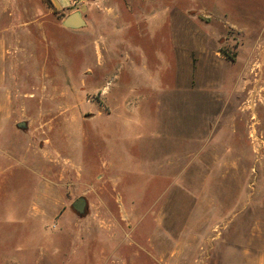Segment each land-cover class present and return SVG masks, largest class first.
Returning <instances> with one entry per match:
<instances>
[{
  "label": "rangeland",
  "instance_id": "rangeland-1",
  "mask_svg": "<svg viewBox=\"0 0 264 264\" xmlns=\"http://www.w3.org/2000/svg\"><path fill=\"white\" fill-rule=\"evenodd\" d=\"M0 38V264H264V0H0Z\"/></svg>",
  "mask_w": 264,
  "mask_h": 264
},
{
  "label": "water",
  "instance_id": "water-1",
  "mask_svg": "<svg viewBox=\"0 0 264 264\" xmlns=\"http://www.w3.org/2000/svg\"><path fill=\"white\" fill-rule=\"evenodd\" d=\"M85 21L79 11L69 14L63 21L62 26L67 29H80L84 27ZM18 128H24L25 124L23 122L17 125ZM72 209L80 216H83L86 212V200L83 197L77 198L72 203Z\"/></svg>",
  "mask_w": 264,
  "mask_h": 264
},
{
  "label": "crops",
  "instance_id": "crops-1",
  "mask_svg": "<svg viewBox=\"0 0 264 264\" xmlns=\"http://www.w3.org/2000/svg\"><path fill=\"white\" fill-rule=\"evenodd\" d=\"M57 3H59L60 5H65V4H70V0H56ZM166 1H196V0H166ZM3 50V40L2 38H0V57L1 56V51ZM2 80V76L0 75V83ZM261 263H264V255L260 258Z\"/></svg>",
  "mask_w": 264,
  "mask_h": 264
},
{
  "label": "built area",
  "instance_id": "built-area-1",
  "mask_svg": "<svg viewBox=\"0 0 264 264\" xmlns=\"http://www.w3.org/2000/svg\"><path fill=\"white\" fill-rule=\"evenodd\" d=\"M252 133H253V134H252ZM253 135H255V137H254ZM249 137L252 138L253 141H255V142H257V141L260 140V139L256 136V134H254V132H252V131L250 132ZM255 154H258V151H256Z\"/></svg>",
  "mask_w": 264,
  "mask_h": 264
}]
</instances>
